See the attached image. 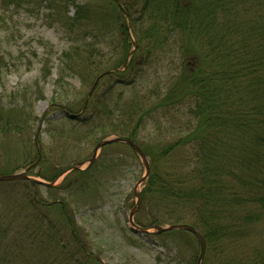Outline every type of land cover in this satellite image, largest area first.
Returning a JSON list of instances; mask_svg holds the SVG:
<instances>
[{"label":"trees","instance_id":"16d2710c","mask_svg":"<svg viewBox=\"0 0 264 264\" xmlns=\"http://www.w3.org/2000/svg\"><path fill=\"white\" fill-rule=\"evenodd\" d=\"M46 1L50 2L52 15L74 42L91 39L101 45L110 39L114 44L110 29L119 28V43L127 48L121 65L103 71L91 70L95 80L89 94L77 105L78 110L68 103L64 106L71 114L90 112L86 118L89 122L95 119L99 120L96 124L110 122L109 130H104L99 142L115 134V138L133 141L147 159L152 158L141 192L140 210L155 195L151 200L159 216L146 228L176 224L194 227L206 244L202 264L212 244L218 264H264V247L245 243L264 218V0ZM71 5L76 7L73 16L68 15ZM130 26L139 35L136 53L131 56L132 49L128 54ZM80 48L87 53L80 43L73 51ZM170 48L179 49L183 65L166 91L160 94L161 83L154 82L144 100L134 99L121 107L109 105L108 96L113 95L109 81L114 85L136 84V68L144 66L140 75L144 74L145 78L153 63L164 59L165 51ZM73 51L65 54L71 70ZM87 63L80 62L81 66ZM103 84L108 87L99 96L96 90ZM150 100L154 105L145 110ZM183 105L188 106L187 113L178 114L181 108L177 112V107ZM115 111L118 113L114 114ZM116 116L120 120L117 123L113 121ZM12 118V112L0 111V132H21L22 125L28 121L13 122ZM148 121L157 124L160 133L167 132L152 149L139 139ZM178 132L185 135L172 139L171 134L176 136ZM167 136L170 140L164 138ZM40 151L36 146L37 155L24 162L21 169L34 165L30 172L44 164ZM94 162L84 170L70 171L63 186L70 193L80 192L76 187H83L87 177H95ZM71 168L65 167L48 177L42 172L36 176L54 183ZM16 169L2 173L10 174ZM14 183L31 191L46 187L25 180ZM30 204L39 205V199L32 198ZM49 205L59 206L66 232L70 219L66 221L65 201ZM170 233L193 235L186 231L159 235ZM79 241L72 230L71 238L52 246L65 250L62 262L66 264H101L88 255L85 244ZM78 254L84 257L80 260Z\"/></svg>","mask_w":264,"mask_h":264},{"label":"rangeland","instance_id":"374dc122","mask_svg":"<svg viewBox=\"0 0 264 264\" xmlns=\"http://www.w3.org/2000/svg\"><path fill=\"white\" fill-rule=\"evenodd\" d=\"M73 1L79 3L82 0ZM49 4L46 0H0V111L12 112L13 122L28 119L21 132H0V176L24 172L21 166L31 157L35 158L36 146L43 151L45 163L32 169L28 176L37 178L36 175L42 172L48 177L65 167L79 164L84 170L99 138L105 129L109 130L110 122L87 121L90 112L77 113L79 119L76 120L69 118L64 103L78 110L77 105L89 94L95 80L90 71L121 65L127 48L119 43V28L112 26L110 29V34L115 37L114 44L110 39L101 45L91 39L74 42L52 15ZM75 11V5H71L68 15L73 16ZM130 27L128 54L133 49L132 42H137L136 36H139L134 34L133 26ZM78 43L86 47L87 53L81 48L73 51ZM69 51H73V70L65 56ZM179 54L178 48L167 49L163 61L154 62L145 78L144 74L140 75L144 66L136 68V84L114 85L109 81L110 87L113 86V95L108 96L109 105L121 107L128 106L134 99L144 100L154 82L161 83L162 94L182 71ZM80 62L88 63L81 66ZM76 64L80 66L76 67ZM107 87L108 84L101 85L97 94L103 95ZM153 105L150 100L143 107L148 110ZM183 106L177 107V112L181 108L178 114L187 113L188 106ZM113 121L120 120L116 116ZM148 122L139 139L152 149L167 132L160 133L157 124ZM179 133L171 134L172 139L185 135ZM115 137L113 134L102 141ZM119 144L113 143L98 151L93 164L95 177H87L83 187H76L80 192L72 193L71 190V194L63 186L69 173L55 181L54 190L40 187L31 191L15 181L0 182V264H66L62 262L65 250L52 244L61 245L71 238L72 230L79 236V242L85 244L88 255L101 264H197L201 250L199 240L193 235L185 236L181 231H174L180 234L155 235L153 228L149 229V234H138L131 229L130 213L137 207L136 193L141 194L145 188L146 181L142 184L139 181L145 176L146 169L132 148ZM148 160L152 166L150 156ZM14 168L17 169L10 174L2 173ZM154 196L148 198L141 210L140 201L134 217L139 227L151 226L159 216L152 204ZM32 198L39 199V205L30 204ZM59 201H65L67 205L66 221H70L66 223V232L63 230L65 218H62L59 206L49 205ZM245 243L264 247V218ZM217 255L215 245H209L205 264H218ZM82 256L78 254L80 260Z\"/></svg>","mask_w":264,"mask_h":264},{"label":"water","instance_id":"95a60500","mask_svg":"<svg viewBox=\"0 0 264 264\" xmlns=\"http://www.w3.org/2000/svg\"><path fill=\"white\" fill-rule=\"evenodd\" d=\"M133 47L135 48V43H133ZM130 55H132V52L130 53ZM126 65H127V63L125 64L124 67H126ZM66 115L69 118H71V119H75V120L79 119V115L71 114V113H69L67 111H66ZM113 143H123V144H126V145L130 146L135 151V153L141 158V160L143 161V164L145 166V169H146V174L139 181V184H142L143 182H145L147 177H148V175H149V172H150V165H149L148 159L145 156V154L143 153V151L133 141H131L129 139L114 138V139H110V140L99 142L96 145V147H95L94 154H93L92 159L90 160L89 166L92 165V163L95 161V159L97 157V153H98V151L101 148H103L104 146L113 144ZM81 165L82 164H79L78 166H74L70 170L65 171L62 175L66 174L69 171L80 169ZM33 166L29 167L27 170H25L22 173L10 174V175H1L0 176V182H11V181L25 180V181L31 182L33 185L42 184V185H44L46 187H53L54 186L53 183H46V182H43L41 180H38V179H35V178H32V177L28 176V172ZM136 197L138 199L137 207L130 213V218H129V223H130L131 229L135 233H138V234L151 233L148 229L139 227L134 222V217H135L136 211L138 210V207L140 205L141 194L140 193H136ZM168 231H186V232H189V233L195 235L198 238V240H199L200 250H201L197 264H202V261H203V258H204V254H205V250H206V244H205V241H204L202 235L194 227H192V226H190L188 224H176V225H171V226H168V227H160V226L154 227V234H157V235L165 233V232H168Z\"/></svg>","mask_w":264,"mask_h":264}]
</instances>
